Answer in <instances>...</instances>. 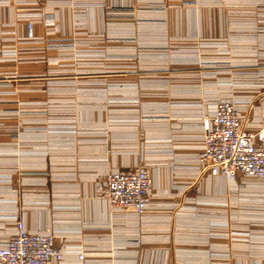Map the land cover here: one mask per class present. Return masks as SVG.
<instances>
[{"label": "crops", "instance_id": "crops-1", "mask_svg": "<svg viewBox=\"0 0 264 264\" xmlns=\"http://www.w3.org/2000/svg\"><path fill=\"white\" fill-rule=\"evenodd\" d=\"M105 1L116 10L135 5V0ZM71 3L42 0L24 8L17 3L0 6V95L10 97L11 110L24 100L45 105L38 97L46 96L47 89L35 88L34 79L29 80L35 75L29 53L41 47L37 43L45 45L40 39L71 29L74 11L79 17L77 32L99 27L103 5L77 10ZM187 5L185 11L173 12L181 22L171 25L172 30L194 36L219 33L223 48L219 55L225 53L228 58L226 52L235 50L234 57L230 55L235 64L219 72L228 73L234 79L232 90L241 91H233V98H249L244 91H253L249 110L260 116L264 111V0H188ZM26 17L35 18L37 43L32 45L16 42L25 36ZM218 78L226 86L228 79ZM225 88L212 89L217 97H226ZM195 101H168L169 113L146 125L147 133L163 143L162 162L146 168L156 197L139 217L108 207L99 196L97 178L91 179L113 169L142 166L137 156L111 154L96 163L99 167L93 172L88 171V163L81 165L77 160L73 169L67 168L59 153L47 148L50 137L31 146L15 131L20 121L12 118L11 134L0 133V240L11 230L10 219L16 211L30 231H55L66 251L63 264H78L75 253L79 250L86 252L82 264H264V182L247 186L197 175L198 144L192 141L199 129L191 121L205 107L202 100ZM4 143L10 144L9 151ZM57 143L61 144L52 141L55 148ZM90 149L83 145L80 151L98 153ZM195 172L197 180L179 189L178 180Z\"/></svg>", "mask_w": 264, "mask_h": 264}, {"label": "rangeland", "instance_id": "rangeland-1", "mask_svg": "<svg viewBox=\"0 0 264 264\" xmlns=\"http://www.w3.org/2000/svg\"><path fill=\"white\" fill-rule=\"evenodd\" d=\"M187 1L135 0L134 6L116 10L108 1L72 0L77 10L103 5L99 27L77 32L79 17L74 11L71 29L40 39L45 45L34 42L41 47L29 53L35 62V75L29 80L34 79L35 88L47 89L46 96L38 97L45 105L24 100L11 110L10 97L0 95V133L9 136L11 119H18L20 126L15 131L18 129L25 142H32V146L50 137L46 147L59 153L71 169L77 160L81 165L88 163V171L93 172L99 167L96 163L111 154L137 156L147 169L160 165L163 143L147 133L146 125L169 113L168 101L217 97L212 89L216 87H226L227 96L240 91L232 90L234 79L228 73L222 76L219 72L235 64L231 63L234 48L226 52L228 58L217 52L223 49L219 33L194 36L172 30L171 25L181 22L173 12L185 11ZM161 9L163 12H158ZM23 39L16 40L17 44L32 45ZM218 77L228 79L226 86ZM244 93L252 97L253 91ZM13 101L18 102L16 98ZM54 139L61 142L55 144L57 148L52 144ZM83 145L98 149V153L83 155ZM3 146L9 151V143ZM185 177L178 180L179 189L197 180L196 172ZM96 178L101 185L102 176H91Z\"/></svg>", "mask_w": 264, "mask_h": 264}, {"label": "built area", "instance_id": "built-area-1", "mask_svg": "<svg viewBox=\"0 0 264 264\" xmlns=\"http://www.w3.org/2000/svg\"><path fill=\"white\" fill-rule=\"evenodd\" d=\"M40 1L0 0V6L17 3L24 8ZM34 28L35 18L26 17L24 41H37ZM251 98L212 96L202 100L205 109L191 121L199 129L197 139L192 141L198 144L194 164L197 175L222 177L247 186L264 182V111L256 117L249 110ZM102 179L99 196L108 207L121 213L139 217L156 197L151 175L144 166L113 169ZM10 220L11 230L0 240V264L64 263L66 251L55 231L50 228L30 231L16 211ZM85 253L84 250L75 253L78 264L83 263Z\"/></svg>", "mask_w": 264, "mask_h": 264}]
</instances>
